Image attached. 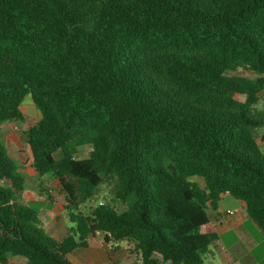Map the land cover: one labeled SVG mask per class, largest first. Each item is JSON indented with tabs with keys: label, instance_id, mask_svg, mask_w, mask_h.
I'll return each mask as SVG.
<instances>
[{
	"label": "trees",
	"instance_id": "trees-1",
	"mask_svg": "<svg viewBox=\"0 0 264 264\" xmlns=\"http://www.w3.org/2000/svg\"><path fill=\"white\" fill-rule=\"evenodd\" d=\"M262 95L264 0H0V125H21L71 224L45 232L0 141V264H70L90 236L141 264H203L222 197L264 232ZM104 184L123 210L81 211Z\"/></svg>",
	"mask_w": 264,
	"mask_h": 264
},
{
	"label": "crops",
	"instance_id": "crops-1",
	"mask_svg": "<svg viewBox=\"0 0 264 264\" xmlns=\"http://www.w3.org/2000/svg\"><path fill=\"white\" fill-rule=\"evenodd\" d=\"M28 108L31 114L33 110ZM224 198H221L214 210H208L216 239L203 256V264H264V232L248 217L242 202L222 204ZM59 207L56 212L45 208L37 211L43 229L57 241L66 236L70 227L66 224L68 218L64 204ZM226 211H232V214L226 215ZM67 258L70 264H141L139 255L131 253L124 243L106 245L95 236H90L85 247L73 250ZM6 264L26 262L20 257H9Z\"/></svg>",
	"mask_w": 264,
	"mask_h": 264
},
{
	"label": "rangeland",
	"instance_id": "rangeland-1",
	"mask_svg": "<svg viewBox=\"0 0 264 264\" xmlns=\"http://www.w3.org/2000/svg\"><path fill=\"white\" fill-rule=\"evenodd\" d=\"M229 75H239V76H252L248 72H235L228 73ZM33 103L30 97L26 96L21 104L23 108H21V112L24 116L25 123L27 125L36 124L40 115L35 107L32 106ZM25 106V107H24ZM28 107H31L33 112L29 114ZM259 111L264 110V95H262L261 102L256 107ZM261 133H264V130L259 131L256 137V141L258 142V146L260 149L264 150V144L260 143L259 136ZM0 141L4 145V148L8 154V156L17 163L18 172L24 179V193L21 197L22 204H28L27 206L33 208L36 211H39L41 208H45L48 210L58 211L60 209V204H65L64 195L60 191L57 181L52 178L50 175L44 177H38L32 167H31V158L28 146L25 142V136L21 131L20 124H12V123H4L0 125ZM88 148L84 146L75 147L74 156L77 159H84L88 155ZM61 156L60 152L55 153V159H59ZM191 181L197 182L200 186H203L202 180L198 178H191ZM48 195L46 197L45 195ZM226 202H238L230 197H225L223 203ZM111 204L118 211L123 210V206L120 205L119 202L113 201L112 196L110 194V188L107 185H101L97 189L95 196L86 204V207L80 209L84 211L86 208L90 206H94L97 204ZM42 204H56V205H42ZM44 218H46L44 216ZM62 218V216H61ZM66 224L71 226L68 219H66Z\"/></svg>",
	"mask_w": 264,
	"mask_h": 264
},
{
	"label": "built area",
	"instance_id": "built-area-1",
	"mask_svg": "<svg viewBox=\"0 0 264 264\" xmlns=\"http://www.w3.org/2000/svg\"><path fill=\"white\" fill-rule=\"evenodd\" d=\"M225 214L230 215V214H232V211H226Z\"/></svg>",
	"mask_w": 264,
	"mask_h": 264
}]
</instances>
